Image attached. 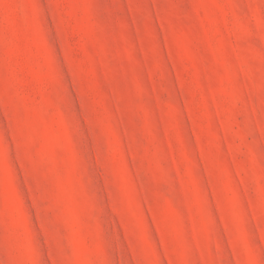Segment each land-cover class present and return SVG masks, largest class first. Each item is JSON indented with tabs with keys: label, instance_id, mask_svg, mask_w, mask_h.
<instances>
[{
	"label": "rangeland",
	"instance_id": "obj_1",
	"mask_svg": "<svg viewBox=\"0 0 264 264\" xmlns=\"http://www.w3.org/2000/svg\"><path fill=\"white\" fill-rule=\"evenodd\" d=\"M0 264H264V0H0Z\"/></svg>",
	"mask_w": 264,
	"mask_h": 264
}]
</instances>
